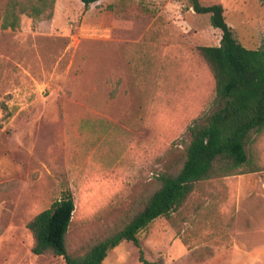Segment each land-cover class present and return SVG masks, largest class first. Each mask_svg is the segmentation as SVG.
I'll return each instance as SVG.
<instances>
[{"label":"rangeland","instance_id":"1","mask_svg":"<svg viewBox=\"0 0 264 264\" xmlns=\"http://www.w3.org/2000/svg\"><path fill=\"white\" fill-rule=\"evenodd\" d=\"M0 264H66L32 253L28 223L67 191L72 255L118 229L183 159L190 127L224 106L199 48L222 31L187 0H56L53 19L1 28ZM222 4L238 41L264 49V0ZM252 173L199 186L140 246L106 264H264V131L246 148ZM187 243L188 246L185 245Z\"/></svg>","mask_w":264,"mask_h":264},{"label":"trees","instance_id":"2","mask_svg":"<svg viewBox=\"0 0 264 264\" xmlns=\"http://www.w3.org/2000/svg\"><path fill=\"white\" fill-rule=\"evenodd\" d=\"M80 1L89 7L103 0ZM187 1L196 14L210 15L212 26L222 31L219 46L200 47L199 52L213 75L224 106L190 127V141L180 164L156 177L157 187L139 211L118 229L94 241L84 254L72 255L68 233L76 206L72 193L67 191L50 209L28 223L34 255L62 257L66 264H106L108 253L121 243L132 242L139 247V233L159 218L171 219L200 185L255 171L246 169L250 164L246 148L253 143L254 136L264 131V49L250 50L238 41L226 21L222 4ZM55 5L56 0H10L1 28L16 30L22 15L35 21H49L54 17Z\"/></svg>","mask_w":264,"mask_h":264}]
</instances>
